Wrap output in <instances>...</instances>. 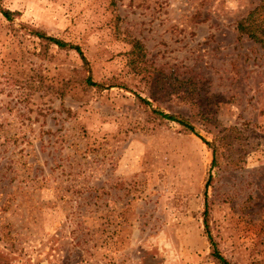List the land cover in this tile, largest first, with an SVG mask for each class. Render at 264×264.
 Returning <instances> with one entry per match:
<instances>
[{
    "label": "rangeland",
    "instance_id": "rangeland-1",
    "mask_svg": "<svg viewBox=\"0 0 264 264\" xmlns=\"http://www.w3.org/2000/svg\"><path fill=\"white\" fill-rule=\"evenodd\" d=\"M260 1L0 0L5 263L264 264Z\"/></svg>",
    "mask_w": 264,
    "mask_h": 264
},
{
    "label": "trees",
    "instance_id": "trees-1",
    "mask_svg": "<svg viewBox=\"0 0 264 264\" xmlns=\"http://www.w3.org/2000/svg\"><path fill=\"white\" fill-rule=\"evenodd\" d=\"M0 11L4 15V17L8 20L12 18V16L15 14V12L3 9L0 6ZM237 30L240 34L246 35L248 38L252 39L255 42H258L262 45H264V0H261L260 3L248 11V13L243 16L238 22H237ZM34 34L41 38L43 41L56 44L60 48H73L75 49L82 57L84 62L86 63V60L82 54V51L79 46L69 44L63 40H60L58 38L52 37V36H46L44 33L35 31ZM140 49V48H139ZM85 82L89 85H98L96 82L92 80L91 75H88L85 79ZM160 116L167 118L169 120L177 121L179 124H181L184 129L189 130L191 132H194V127L189 123L188 120L174 116L171 114H165L163 112H158ZM208 143V142H207ZM209 144V143H208ZM214 157L216 156V149H212ZM215 161V158L213 162ZM209 213V204L206 200L205 202V208L203 210V217H204V228L205 233L208 238V241L210 242L211 246V257L215 261L216 264H230L228 260L219 252L216 242L213 240V237L208 229V222H207V216ZM0 264H7L4 262L2 258H0Z\"/></svg>",
    "mask_w": 264,
    "mask_h": 264
}]
</instances>
